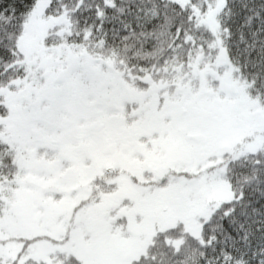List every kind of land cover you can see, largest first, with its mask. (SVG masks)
Masks as SVG:
<instances>
[{
	"label": "snow or ice",
	"instance_id": "6c2138e0",
	"mask_svg": "<svg viewBox=\"0 0 264 264\" xmlns=\"http://www.w3.org/2000/svg\"><path fill=\"white\" fill-rule=\"evenodd\" d=\"M0 264H264V0H0Z\"/></svg>",
	"mask_w": 264,
	"mask_h": 264
}]
</instances>
